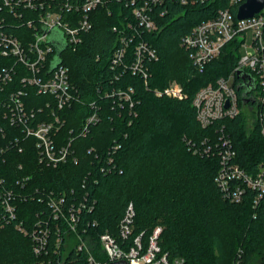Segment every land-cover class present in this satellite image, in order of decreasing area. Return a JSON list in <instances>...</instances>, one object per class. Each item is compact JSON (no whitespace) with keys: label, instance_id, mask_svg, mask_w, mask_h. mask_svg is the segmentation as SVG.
<instances>
[{"label":"trees","instance_id":"1","mask_svg":"<svg viewBox=\"0 0 264 264\" xmlns=\"http://www.w3.org/2000/svg\"><path fill=\"white\" fill-rule=\"evenodd\" d=\"M128 1L111 0L99 6L90 14L93 27L82 34V42L75 48L61 45L65 48L60 64L69 69L74 88L70 104L58 109L53 95L29 88L28 108L38 121L50 122L54 114L61 119L63 125L51 139L57 146L71 142L78 162L73 158L58 166L40 162L35 139L21 140V129L0 113V127L7 134L4 138L0 132V149L12 137L21 138L18 147L24 148L19 152L18 147H10L0 155V174L6 189L15 192L18 216L0 231V264H87V251L78 249L81 241L97 261L107 262L100 236L111 233L122 244L118 234L130 204L135 215L124 247L142 235L147 248L152 232L160 227L159 247L170 259L184 258L187 264H264V196L255 205L256 192L249 188L241 202H232L216 182L225 140L231 142L236 162L247 172L254 174L264 164L261 124L255 113L243 109L237 116L203 127L193 106L201 88L233 72L240 46L237 40L227 43L201 70L181 43L196 25L214 19L228 0L185 6L165 0L153 6L158 30L141 32L158 55V60H145L147 79L130 69L134 44L123 60L114 62L121 38L133 33L129 26L135 21L133 6ZM18 12L22 16L12 19L14 26L8 29L21 39L25 34L29 37L37 24L28 28L23 18L38 15L22 7ZM52 64L48 60V68ZM172 81L182 86L185 98L156 94ZM236 88L241 107L255 105L253 100L243 101L244 88ZM119 92H128L131 99L120 98ZM258 110L264 113V105ZM95 113L98 120L82 134ZM52 195L65 199V210L71 204H86L78 213L75 230L63 218L52 217L48 205ZM38 222L49 229L41 255L34 252L31 236ZM20 223L26 235L17 229Z\"/></svg>","mask_w":264,"mask_h":264},{"label":"built area","instance_id":"2","mask_svg":"<svg viewBox=\"0 0 264 264\" xmlns=\"http://www.w3.org/2000/svg\"><path fill=\"white\" fill-rule=\"evenodd\" d=\"M111 0H0V11H5V16L0 18V113L11 126L21 129L22 139L19 137L8 138L6 148L0 149V155L10 147H18L20 139H35L39 160L53 166L78 158L71 152V142L67 145L57 146L51 139L52 132L58 130L63 122L54 114V120L38 121L34 110L27 106L26 98L29 88H36L39 94H51L54 96L58 109L70 104L74 98V88L69 77V69L62 63L55 67L54 62L60 60L57 46L66 45L75 48L82 42V34L92 29L93 25L90 14L99 6L106 5ZM165 0H129L127 4L132 5L134 24L129 22L132 35L122 37V47L116 50L114 56L115 64H118L128 54L132 44L135 45L134 61L130 69L136 74L140 73L147 79L146 59L158 60L156 50L142 39L141 32H155L158 24L151 13L153 6L162 5ZM174 1V0H172ZM182 6L192 2H206L210 0H176ZM215 1V0H211ZM247 0H228L227 7L220 8L216 16L196 25L190 33L182 38V46L189 51L191 62L199 69H204L208 63L216 59L222 52L224 46L234 40L238 41L240 48L246 41L247 34L252 33V50L246 55H240L239 61L233 72L226 77H220L215 84H209L201 88L193 99V106L197 111V118L203 127H208L213 121L225 117H234L243 109L255 113L261 124V134L264 138V113L258 110V106L264 105V8L253 17L239 19L238 10ZM139 5H138V3ZM37 13L36 19H24L23 24L28 28L37 24V30L31 34L23 35L22 39L16 36L8 28L14 26V18L21 17L18 8ZM80 12L81 16H75ZM11 15V17H10ZM69 15V16H68ZM140 38V39H139ZM139 39L138 41H136ZM48 60L53 64L48 68ZM250 76L242 79L238 76ZM237 78L239 79L237 82ZM255 86L252 94L247 98L253 100V104L240 106V97L236 85L251 83ZM147 84V80H146ZM258 88V89H257ZM180 84H171L164 90H156L159 96H169L183 99L185 93ZM133 91L132 88L129 89ZM119 97L129 101L128 92H119ZM228 105V106H227ZM98 120L96 113L88 118L82 134L87 132L89 125ZM0 132L7 136L3 127ZM224 149L220 153V168L216 182L224 192V196L232 202H241L244 194L250 190L256 192L255 205L264 196V164H260L254 174L247 172L237 162V153L229 140L223 142ZM23 152V147H18ZM19 184V181L17 182ZM15 192L6 189L5 179L0 174V231L7 222L17 221V209L15 205ZM52 209L54 220L63 218L71 230H75L78 222V213L86 204L81 202L71 204L65 210V199L63 197H52L48 201ZM67 211V212H66ZM135 215L132 204L124 215L120 224L119 234L123 240L122 244L111 233L100 236L101 245L108 256L107 262H99L87 250L89 247L85 241H81L79 250L88 253L87 264H108L117 260H126L131 264H187L184 258L170 259L169 253H162L158 239L161 228L157 227L150 237L149 245L144 248L142 235L135 238L131 245L126 244L132 234V222ZM37 229L31 233L34 242V252L42 254L47 247L49 229L36 223ZM17 229L27 231L21 223ZM236 264H239L236 263Z\"/></svg>","mask_w":264,"mask_h":264},{"label":"water","instance_id":"3","mask_svg":"<svg viewBox=\"0 0 264 264\" xmlns=\"http://www.w3.org/2000/svg\"><path fill=\"white\" fill-rule=\"evenodd\" d=\"M263 8H264V0H247L243 5L241 4V7L238 10L237 16L239 19L253 17L255 14L259 13ZM64 48L65 46H59L58 54H57L58 56L60 55V53L63 51ZM59 63H60V60H56L54 62L53 67H55ZM238 76H241L242 79H245V78L250 79V76H246L245 74L241 75V72L238 73ZM253 87L255 86L253 85L252 81L251 83L247 82V83H241L240 85H238V89L244 88V91L242 94L244 97V100H243L244 102L249 100V98H247V95L253 89ZM108 264H131V263L126 260H117V261L109 262Z\"/></svg>","mask_w":264,"mask_h":264},{"label":"rangeland","instance_id":"4","mask_svg":"<svg viewBox=\"0 0 264 264\" xmlns=\"http://www.w3.org/2000/svg\"><path fill=\"white\" fill-rule=\"evenodd\" d=\"M252 42H253V36H252V33L251 32H249L248 34H247V38H246V41L244 42V45L240 48V55H246L248 52H250L251 50H252ZM173 85V84H179L178 82H176V81H172V82H170V84L169 85ZM247 110V109H246ZM250 115L251 114H248L247 116H248V127L250 128V127H252V125H251V121H252V117H250ZM87 244V243H86ZM89 249V248H88ZM87 249V250H88Z\"/></svg>","mask_w":264,"mask_h":264}]
</instances>
